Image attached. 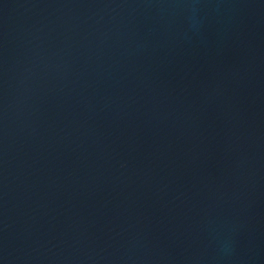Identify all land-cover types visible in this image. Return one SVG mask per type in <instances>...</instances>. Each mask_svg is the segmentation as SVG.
<instances>
[{
  "label": "water",
  "instance_id": "water-1",
  "mask_svg": "<svg viewBox=\"0 0 264 264\" xmlns=\"http://www.w3.org/2000/svg\"><path fill=\"white\" fill-rule=\"evenodd\" d=\"M0 264H264V0H0Z\"/></svg>",
  "mask_w": 264,
  "mask_h": 264
}]
</instances>
